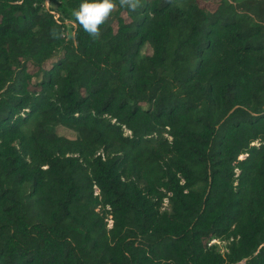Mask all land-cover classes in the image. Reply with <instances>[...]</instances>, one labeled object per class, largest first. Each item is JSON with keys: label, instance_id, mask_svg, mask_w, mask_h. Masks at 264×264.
<instances>
[{"label": "trees", "instance_id": "trees-1", "mask_svg": "<svg viewBox=\"0 0 264 264\" xmlns=\"http://www.w3.org/2000/svg\"><path fill=\"white\" fill-rule=\"evenodd\" d=\"M52 1L0 0V264H264V0Z\"/></svg>", "mask_w": 264, "mask_h": 264}, {"label": "clouds", "instance_id": "clouds-1", "mask_svg": "<svg viewBox=\"0 0 264 264\" xmlns=\"http://www.w3.org/2000/svg\"><path fill=\"white\" fill-rule=\"evenodd\" d=\"M139 0H119V7L135 11ZM117 8L115 0H85L73 15L76 22L92 38L98 39L101 25L105 24L111 13Z\"/></svg>", "mask_w": 264, "mask_h": 264}, {"label": "rangeland", "instance_id": "rangeland-1", "mask_svg": "<svg viewBox=\"0 0 264 264\" xmlns=\"http://www.w3.org/2000/svg\"><path fill=\"white\" fill-rule=\"evenodd\" d=\"M203 3H206L205 0H203ZM45 8L46 9H51L52 10V13L55 17V19H60L61 18V15L59 14V11H58V8L53 4V1L51 0H45ZM64 18V24L66 25V31H65V34H66V37L69 38V37H72L73 36V33H74V28H75V25L73 23V21L70 19V18ZM57 133L60 134V135H63L65 137H68V138H72L73 137V134L61 127L57 128ZM167 201H164V206L166 205ZM111 226V221L109 220L108 221V228ZM215 242H212V245L216 246L217 249L221 252V253H224L225 252V246L227 244V242H222V241H217V240H214ZM239 264H242V263H239Z\"/></svg>", "mask_w": 264, "mask_h": 264}, {"label": "built area", "instance_id": "built-area-1", "mask_svg": "<svg viewBox=\"0 0 264 264\" xmlns=\"http://www.w3.org/2000/svg\"><path fill=\"white\" fill-rule=\"evenodd\" d=\"M212 242H215V241H214V240H213V241H211L209 245H212Z\"/></svg>", "mask_w": 264, "mask_h": 264}]
</instances>
